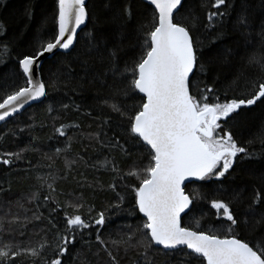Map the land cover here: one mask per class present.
<instances>
[{"label":"snow or ice","instance_id":"snow-or-ice-1","mask_svg":"<svg viewBox=\"0 0 264 264\" xmlns=\"http://www.w3.org/2000/svg\"><path fill=\"white\" fill-rule=\"evenodd\" d=\"M211 8L214 10L206 12L204 27L216 30L212 42L229 34L236 39L232 47L206 55L196 36L200 18L189 0H56L51 34L45 17L31 50L17 57L23 82L13 80L11 90L0 86V122L7 123L32 102L44 103L51 91L67 88L80 95L95 91V100L107 114H99L100 131L86 138L101 148H116L130 156L126 146L129 140L121 143L104 131L111 128V114L115 113L117 127H124L132 144L144 149L146 163L126 171L109 158L99 166L92 165L112 174L108 190L115 193V202L96 211L95 216L91 205L84 212L82 193L75 201L61 202L56 199L57 180H67L72 165L78 162L67 158L72 149L68 130L80 127L61 124L55 132L65 138L64 147L55 148L52 156L44 153L42 158L49 161L44 166L51 168L54 157L63 155L65 174L55 177L49 173L47 178L37 175L28 203L35 202L36 209L55 204L52 212L63 207V222L49 219L53 238L48 240L47 230L42 229L45 237L35 247L0 245V264H20L18 258L25 257L30 264H71L74 254L79 259L77 244L88 245L87 237L92 235L110 264H118L110 245L117 251L138 252L144 264H155L150 255L154 251L169 257L166 264H264V170L249 173V179L260 185L253 188L251 196L246 187L238 186L229 201L210 202L221 227H205L203 216L192 226L183 222L196 211L194 201L203 199L196 190L191 194L186 191L188 185L206 181L223 184L256 156L239 146L221 121L234 122L258 102L264 105V0H212ZM34 13L35 6L29 0L24 10L29 22ZM230 17L234 19L230 30L225 31ZM78 30L83 35H78ZM6 33L0 21V66L12 55V42ZM46 56L59 59L45 78L41 73ZM225 66L232 74L222 101L215 85ZM229 92L231 98H227ZM57 103L60 109L47 106L49 115L70 106L80 111L75 102ZM257 139L264 144V129ZM39 151L28 145L16 152H4L0 165L12 168L25 160L32 166L25 153ZM88 187L105 190L98 180ZM4 190L0 188V192ZM129 203L130 208H126ZM124 211L142 214L139 226L133 231L129 225V232L119 240H103L99 230ZM7 215L0 217V239L6 225L20 223L19 215L11 220ZM42 218V213L33 212L31 218L24 217L21 227ZM245 233L253 234V239Z\"/></svg>","mask_w":264,"mask_h":264},{"label":"trees","instance_id":"trees-1","mask_svg":"<svg viewBox=\"0 0 264 264\" xmlns=\"http://www.w3.org/2000/svg\"><path fill=\"white\" fill-rule=\"evenodd\" d=\"M29 0H0V21L3 22L7 29L6 35L11 41L12 55L8 59L7 64L0 66V86H9L11 90L12 81L16 84H21V72L17 67V57L31 50L34 39L42 20L48 19V33L54 29L52 23V13L55 10L56 0H31L35 6L33 19L29 22L24 10ZM193 9L197 12L200 18V27L196 32L199 41L202 42L203 50L206 55L215 54L223 51L225 48L232 47L235 36L229 34L223 40H216V30H206L204 25L206 21V12L214 10L211 8L212 0H189ZM231 19L226 20L225 31H229ZM85 27V26H84ZM83 27V28H84ZM87 29H85L86 31ZM78 35H83L79 32ZM9 41H5L8 43ZM2 50V49H0ZM59 57H49L43 63L42 77L48 76V70L54 69ZM232 70L225 66L217 81L215 87L220 90L221 100H225L224 90L228 80H230ZM211 83V80H209ZM95 91L86 92L83 95L73 93L71 90L64 88L60 91H51L50 98L44 103H34L16 117H11L7 123L0 124V155L4 152H16L20 149L32 145L40 149L39 152H26L25 156L32 161V166H29L27 161L21 160L9 168L8 166L0 165V188L5 189L0 192V217L7 215V219L11 220L17 215L20 217V223H11L6 225V232L2 234L0 245L11 243L13 246L20 244L22 247H35L42 242L47 230V239L52 240L54 229L49 224V219L55 217L56 221L63 222L64 208L61 207L55 212L52 208L55 204L49 207H40L36 209L35 202L28 203V198L34 191V185L37 184L35 177L37 175L48 177L49 173L52 176L59 177L65 174V158L64 156L54 157L55 162L52 167H46L48 160L43 159V154L47 153L52 156L57 147H64L65 138L56 134L55 129L61 124L79 125L68 130V135L71 137L72 149L67 154L69 161L77 160L78 162L72 165V174L67 180H57L56 187L58 192L56 199L63 201H75L76 197H80L85 203L84 212L86 213L89 205L93 206L95 211L92 215L95 216L96 211L103 210L109 203L115 202V193L108 190V184L112 182L113 176L111 173L93 168L92 165L99 163L105 158L114 159V161L123 170H127L133 165L141 166L146 163L144 159L146 153L139 145H133L127 137L124 127H117L118 119L115 113H112V126L105 128L109 137H116L124 143L129 140L126 145L131 153L130 156H125L119 149L116 148H101L95 141L87 139V134L100 131L101 120L99 114L103 112L107 114V109H102L99 102L95 100ZM232 93L229 92L227 98H231ZM63 100L64 103L72 105H80V111H76L74 107H69L67 110H60L58 113L53 112L49 115L46 108L49 104L54 108L60 109V104L57 101ZM138 102V101H137ZM91 106V107H89ZM91 112L92 115H87ZM58 115V118H56ZM34 118V120H33ZM33 125L29 128L28 125ZM225 130L233 133L234 139L239 146L247 147L249 152L255 153L256 156L251 161H246L242 168L234 173V179L225 181L223 184L217 181L196 182L188 185L186 191L190 194L196 190L203 197L200 201H194L196 211L192 215L184 217V224L192 226L196 219L201 220L205 227H221L220 222L214 215L215 210L211 209L210 202L213 199H223L229 201L232 198V190L238 186L246 187L247 195L253 194V188H259L258 182L249 179V173H259L264 170V144H261L257 139V135L261 129H264V105L257 103L251 110H244L243 115L239 116L234 122H222ZM24 129V131H20ZM14 133V135H13ZM252 141V143H249ZM85 148L87 151H85ZM79 157H83V161H79ZM239 159V157H238ZM75 177V178H73ZM100 181L104 189L101 191L98 187H88L89 184L95 186L96 181ZM71 194V195H70ZM264 195V193H261ZM131 197H129L130 201ZM23 207H19V204ZM126 208H130V203L126 204ZM10 210V212H9ZM33 212L42 213L43 218L40 221H30L27 228H22L21 224L24 217L31 218ZM51 212V217H50ZM71 213V209H68ZM141 214L129 215L127 211L114 215L111 221L106 224L103 229H100L101 238L107 242L119 240L125 233L129 232V225L134 231L141 223ZM55 222V221H54ZM24 235H21V232ZM39 233V235H37ZM249 240L253 239V234L245 233ZM137 238L140 239L139 234ZM90 241L88 245L78 243L76 252L79 253V259L75 258V254L71 264H110L108 255L100 250V246L95 242L94 235L87 237ZM159 247V246H157ZM110 248L116 255L118 264H144L143 258L136 251L124 252L123 249L117 251L114 247ZM155 264H166L169 257L161 252H152ZM20 264H30L28 258H18Z\"/></svg>","mask_w":264,"mask_h":264},{"label":"water","instance_id":"water-1","mask_svg":"<svg viewBox=\"0 0 264 264\" xmlns=\"http://www.w3.org/2000/svg\"><path fill=\"white\" fill-rule=\"evenodd\" d=\"M83 27H84V26H82V28H83ZM78 33H79V30H78ZM49 57H52V56H46V57L44 58V61H45L47 58H49ZM41 76H42V75H41ZM34 103H38V101H37V102H32L31 105L34 104ZM31 105H26V106H25V109L28 108V107L31 106ZM25 109L21 110V112L24 111ZM21 112H20V113H21ZM9 119H10V118H9ZM2 123H4V122H0V124H2ZM141 215H142V214H141Z\"/></svg>","mask_w":264,"mask_h":264},{"label":"flooded vegetation","instance_id":"flooded-vegetation-1","mask_svg":"<svg viewBox=\"0 0 264 264\" xmlns=\"http://www.w3.org/2000/svg\"><path fill=\"white\" fill-rule=\"evenodd\" d=\"M222 122V121H221Z\"/></svg>","mask_w":264,"mask_h":264},{"label":"rangeland","instance_id":"rangeland-1","mask_svg":"<svg viewBox=\"0 0 264 264\" xmlns=\"http://www.w3.org/2000/svg\"><path fill=\"white\" fill-rule=\"evenodd\" d=\"M222 123V122H221Z\"/></svg>","mask_w":264,"mask_h":264}]
</instances>
